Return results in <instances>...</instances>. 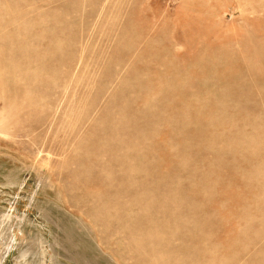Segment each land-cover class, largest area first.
<instances>
[{"label": "rangeland", "instance_id": "1", "mask_svg": "<svg viewBox=\"0 0 264 264\" xmlns=\"http://www.w3.org/2000/svg\"><path fill=\"white\" fill-rule=\"evenodd\" d=\"M1 232L0 264H264V0H0Z\"/></svg>", "mask_w": 264, "mask_h": 264}, {"label": "bare ground", "instance_id": "2", "mask_svg": "<svg viewBox=\"0 0 264 264\" xmlns=\"http://www.w3.org/2000/svg\"><path fill=\"white\" fill-rule=\"evenodd\" d=\"M5 218H6V216H5ZM3 219H4V218H3ZM3 219H2V220H3ZM6 221H7V219H6ZM2 232H3V231H2ZM2 232H1L0 234H2ZM11 238H12V237H11ZM3 240H4V239H3ZM7 249H8V248H7ZM0 253H1V252H0ZM1 255H2V254H1Z\"/></svg>", "mask_w": 264, "mask_h": 264}]
</instances>
